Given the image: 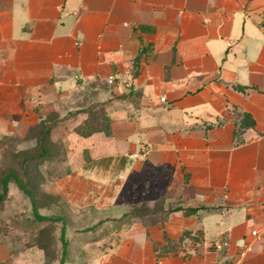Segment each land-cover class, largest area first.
<instances>
[{
  "label": "crops",
  "instance_id": "1",
  "mask_svg": "<svg viewBox=\"0 0 264 264\" xmlns=\"http://www.w3.org/2000/svg\"><path fill=\"white\" fill-rule=\"evenodd\" d=\"M83 88L109 134L78 132ZM46 131L59 190L115 218L64 264H231L246 243L243 264H264V0H0V138L27 150ZM143 202L161 206L118 220Z\"/></svg>",
  "mask_w": 264,
  "mask_h": 264
},
{
  "label": "rangeland",
  "instance_id": "2",
  "mask_svg": "<svg viewBox=\"0 0 264 264\" xmlns=\"http://www.w3.org/2000/svg\"><path fill=\"white\" fill-rule=\"evenodd\" d=\"M90 94L88 88H83L73 97L81 107L86 108L92 105L88 100ZM21 140L19 137L0 138V191L3 175L17 173L33 191L39 213L64 217L66 236L70 243L67 258L80 263L94 250L83 243L95 242L105 236L106 242L102 243H107L115 218H101L97 203L82 204L67 200L66 194L56 185L69 172L65 157L48 153L40 160L32 148L31 153L26 155L30 157L27 162L22 153ZM159 206L160 202L157 205L143 202L134 208L129 207L127 218L132 220L136 214L152 212ZM62 225L63 222L37 219L29 196L13 178L10 179L9 191L0 201V239L6 240L11 246L12 264H58L62 252ZM109 225L111 228H108Z\"/></svg>",
  "mask_w": 264,
  "mask_h": 264
},
{
  "label": "trees",
  "instance_id": "3",
  "mask_svg": "<svg viewBox=\"0 0 264 264\" xmlns=\"http://www.w3.org/2000/svg\"><path fill=\"white\" fill-rule=\"evenodd\" d=\"M135 75H137V71L135 72ZM132 91V90H131ZM134 91H132L133 93ZM96 105H91L90 107L82 108L85 111H88L90 113V117L86 121L85 125L83 127H80L78 129V132L82 135H89L97 130H102L106 134L110 133V122L111 118L104 114L103 108L100 107L98 109H95ZM239 120L235 121V134H236V139L238 142L243 141V133L244 131L254 125V119L251 117L249 113H243L241 116H239ZM225 123V118L223 119H218L215 125H222ZM48 127V124H47ZM4 138H9V137H4ZM21 139V138H20ZM35 154L37 155L36 158H39L40 160L44 158L45 155L48 153H56V145L52 144L50 141V138L48 136V131L43 132L42 135L39 137L38 142H37V147L34 148ZM23 154H25V161H29L30 157L26 156L31 153V149H23L22 151ZM57 154V153H56ZM13 178L16 184L29 196L32 202L33 206V213L35 217L39 220H51V221H58V222H63V225L61 227V240H62V252H61V257L59 260L58 264H64L67 259V254L69 251V240L67 239L66 236V224L64 223V217L62 216H50V215H43L39 213L36 202H35V195L33 191L27 186V184L23 181V179L14 172H8L3 175L2 177V191H0V201L5 198L9 191V182L10 179ZM179 210L183 209L184 213L189 215V214H194L198 211L199 207H188V208H183V207H175L172 208L171 210ZM156 211V210H154ZM147 213V212H146ZM127 217V213H124V215L119 218L118 220H122L123 218ZM185 238L193 239L191 234L189 232H185L183 238L181 241H183ZM4 240V239H0ZM6 241V240H4ZM172 248V247H171ZM166 252L170 250H165Z\"/></svg>",
  "mask_w": 264,
  "mask_h": 264
},
{
  "label": "built area",
  "instance_id": "4",
  "mask_svg": "<svg viewBox=\"0 0 264 264\" xmlns=\"http://www.w3.org/2000/svg\"><path fill=\"white\" fill-rule=\"evenodd\" d=\"M107 82L109 84H113L114 83V77L113 76H109L108 79H107ZM165 100H166L165 97H162L161 98V101L164 102ZM148 149H149L148 146H144V147H142V152H146V151H148ZM134 156L137 157L138 154H135ZM251 233H252L253 236H256V237H258V236H264V229H263V231L261 233L259 231H257V230H253ZM252 250H253V246L251 244H247V243L244 244L242 246V248L240 249L239 258L236 261H234L233 263H231V264H243L244 257L249 252H251Z\"/></svg>",
  "mask_w": 264,
  "mask_h": 264
}]
</instances>
